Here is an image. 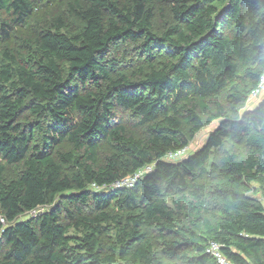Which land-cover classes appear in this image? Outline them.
Returning a JSON list of instances; mask_svg holds the SVG:
<instances>
[{
  "label": "trees",
  "instance_id": "trees-1",
  "mask_svg": "<svg viewBox=\"0 0 264 264\" xmlns=\"http://www.w3.org/2000/svg\"><path fill=\"white\" fill-rule=\"evenodd\" d=\"M37 4L0 0L3 41ZM64 6L78 32L56 17L0 54V264H216L210 243L264 264V101L243 108L264 76V0Z\"/></svg>",
  "mask_w": 264,
  "mask_h": 264
},
{
  "label": "rangeland",
  "instance_id": "rangeland-1",
  "mask_svg": "<svg viewBox=\"0 0 264 264\" xmlns=\"http://www.w3.org/2000/svg\"><path fill=\"white\" fill-rule=\"evenodd\" d=\"M38 8L34 13L32 19L28 21L26 25L22 27H13L12 32H10V38L5 39L3 41L0 33V54L4 48L10 49L13 52H21L23 53L24 49L22 46V40H30L35 37L38 33L45 30L49 26H51L56 17L62 18V22L65 26V31L69 34H75L80 30L81 22L79 19L71 17L70 14L65 12V2L66 0H37ZM156 1V0H155ZM41 2V4H40ZM6 22L9 24L8 18L0 13V23ZM1 56V55H0ZM1 59V57H0ZM264 101V83L262 89L255 95H251L248 99V102L244 105L245 110H249L255 108L260 102ZM121 122L128 126L133 132L139 134V129H135L132 127V123L127 121L126 118H122ZM216 127V123H212L205 128H203L200 132L194 135L191 139H189L188 148L186 154H191L192 152L199 149L205 143L208 134ZM34 216V214L30 213L29 215H25L23 219Z\"/></svg>",
  "mask_w": 264,
  "mask_h": 264
},
{
  "label": "built area",
  "instance_id": "built-area-1",
  "mask_svg": "<svg viewBox=\"0 0 264 264\" xmlns=\"http://www.w3.org/2000/svg\"><path fill=\"white\" fill-rule=\"evenodd\" d=\"M263 83H264V76L261 79V82H260L258 89L255 92H253V95L257 94L262 89ZM186 151H187V149L185 148V149H182V150L177 151L175 153H169L166 155V159L167 160L180 159L181 157L186 155ZM149 170H150V167H144V168L138 170L137 172H135L133 175L127 177L126 179H124L122 181H117L109 187H104V186L103 187H96L95 185H92V188L94 190H103L106 188L119 189V188L131 187L135 183V181H137V179L142 177ZM35 212L32 211L31 213L35 214ZM0 223L2 225H4V223H5L2 218H0ZM207 253L210 254L214 258L216 264H231L221 254L220 246L216 243H210L209 247L207 248Z\"/></svg>",
  "mask_w": 264,
  "mask_h": 264
}]
</instances>
